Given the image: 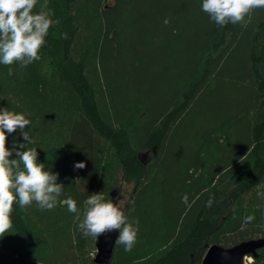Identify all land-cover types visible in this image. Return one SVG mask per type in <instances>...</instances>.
I'll list each match as a JSON object with an SVG mask.
<instances>
[{"label":"trees","instance_id":"16d2710c","mask_svg":"<svg viewBox=\"0 0 264 264\" xmlns=\"http://www.w3.org/2000/svg\"><path fill=\"white\" fill-rule=\"evenodd\" d=\"M184 1L48 0L59 24L50 28L41 58L24 68L12 65V76L0 65V109L30 119L25 130L35 144L29 147L64 185L52 210L14 206L13 227L0 237V264H97L95 240L82 235L62 201L74 199L83 218L88 195L110 199L123 183L132 184L123 210L138 221L136 247L147 251L136 264H201L208 245L231 246L264 228V207L245 200L261 185L264 192V8L244 25L221 27L206 14V30L184 68H165L159 76L164 71L152 69L151 52L158 49L165 63L180 47L159 38L157 12L163 20ZM232 48L242 52L249 96L221 116H206L195 160L175 174L169 151L185 119L218 85ZM165 80L167 98L157 92ZM14 143H26L20 130L8 135L7 147ZM139 152H146V162ZM78 162L86 167L75 169ZM166 189L176 198L189 191L181 215L201 194L205 201L190 220L179 216L172 228L158 227L149 202ZM248 215L255 219L242 230ZM253 260L264 264V247Z\"/></svg>","mask_w":264,"mask_h":264},{"label":"clouds","instance_id":"9594fccd","mask_svg":"<svg viewBox=\"0 0 264 264\" xmlns=\"http://www.w3.org/2000/svg\"><path fill=\"white\" fill-rule=\"evenodd\" d=\"M39 4V10L36 11ZM202 11L218 26L227 24H246V18L256 9L264 8V0H202ZM54 11L49 8L48 0H0V65L8 66V75H13L12 65L21 68L38 61L50 28L59 24L54 20ZM165 24L169 23L167 19ZM30 119L25 114L0 109V237L13 227L12 213L14 206L21 209L35 205L41 210H52L58 203L64 191V185L58 182L59 173L46 169V165L38 161L35 140L25 129L30 125ZM20 130L26 143L7 147V138ZM15 153L16 158L13 157ZM75 169L86 167L84 162L75 164ZM264 197V192H258ZM187 203L188 197L182 198ZM69 212L74 214V222L82 235L98 237L118 230L119 235L115 245H122L125 252H131L138 239V221H130L119 203L106 199L103 192L88 195L84 201L82 212L77 202L68 197L62 201ZM213 199L206 202L211 207ZM255 219L254 215L244 218L241 229ZM96 248L92 258L98 254ZM252 258L243 257V264H251Z\"/></svg>","mask_w":264,"mask_h":264},{"label":"rangeland","instance_id":"374dc122","mask_svg":"<svg viewBox=\"0 0 264 264\" xmlns=\"http://www.w3.org/2000/svg\"><path fill=\"white\" fill-rule=\"evenodd\" d=\"M187 1L189 3L186 2L183 7L173 8L165 13L164 17L169 21L167 24L164 23L165 19H160L161 15L157 12V20L160 22L158 28L160 31L159 38L162 41V38L164 39L167 36L180 47L179 49L173 47L172 56L169 57V60L165 63H161L162 57L158 49L151 52L152 58H155L154 67H152V69L164 71L163 73L158 72L159 76L165 73V68H169V70L183 69L185 61L191 57L192 49L196 47L201 40V33L206 30V13L203 12L201 8L202 0ZM161 23L163 27H161ZM171 30H178L176 31L177 35L172 36ZM245 70V63L241 50L232 48L230 55L226 59L218 85L211 93L205 94L202 106L194 108L193 112H191L192 114L185 119L181 126V131L178 134V138L175 139L169 151L167 163L171 170L179 171L178 173L175 172V174L181 173L180 170L184 168L186 163L195 160L193 147L195 146V141L203 135L202 131L205 126L204 121L206 116H215V112H218L221 116L223 109L233 110L235 105L238 106L240 100L249 96L250 91L246 84ZM173 76L172 73L170 77ZM166 80L158 83L157 92L159 91V93H162L167 98L171 92L168 89V82ZM118 91V96L124 92L122 89ZM200 129L202 130L200 131ZM131 187L132 184L123 183L120 189L115 193L116 203H119L122 209L125 208ZM163 192L165 194H162ZM163 192L161 190L158 193L154 192V197L152 199V196L150 197L153 201L150 200L149 202V205L153 207L150 219L155 220L158 227L166 226L169 229L172 228L173 225H175V221L179 219V216L181 219L185 218V220H190L197 208L205 201V196L201 194L194 206L185 209V212L181 215V211L184 210L183 208L186 204L182 201V198L185 195L189 198V191L177 198L169 197V189L163 190ZM258 192H263V185L255 188L249 195L245 196V200L249 201L252 207H264V197L259 196L257 194ZM253 237H264V228L254 234ZM146 252L147 251L139 250L136 244L131 252H125L123 246L119 245L110 264H136ZM250 257L252 258L251 264H258L253 260L252 256Z\"/></svg>","mask_w":264,"mask_h":264},{"label":"water","instance_id":"95a60500","mask_svg":"<svg viewBox=\"0 0 264 264\" xmlns=\"http://www.w3.org/2000/svg\"><path fill=\"white\" fill-rule=\"evenodd\" d=\"M139 158L146 162V152H139ZM116 189L110 191V199L116 203ZM118 230L105 233L94 241L95 249L98 248V254L94 262L97 264H108L111 262L115 240L118 237ZM264 247V237L249 238L241 240L231 246H223L213 243L207 246L201 259V264H243V257L256 256L257 250Z\"/></svg>","mask_w":264,"mask_h":264}]
</instances>
